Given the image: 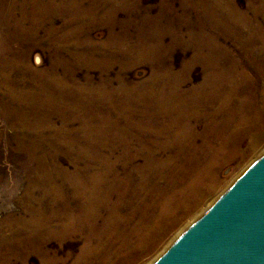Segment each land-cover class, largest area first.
Instances as JSON below:
<instances>
[{
	"label": "bare ground",
	"instance_id": "6f19581e",
	"mask_svg": "<svg viewBox=\"0 0 264 264\" xmlns=\"http://www.w3.org/2000/svg\"><path fill=\"white\" fill-rule=\"evenodd\" d=\"M19 1L0 0V123L5 124L0 141L32 157L38 150L51 148L57 155L65 148L72 170L38 164L35 180H40L41 194L35 205L27 202L30 186L22 199L27 216L8 215L0 222V264H27L31 255L41 264H54L57 252L48 244L76 236L82 242L74 264L89 255H98L102 264L112 258L116 264H136L205 198V187L217 184L220 167L239 155L243 137L255 146L264 136V105L256 108L248 74L252 70L264 77V0L248 2L250 17L230 0H182L188 9L200 8L214 30L231 37L240 56L207 37L203 25L202 30L191 27L192 58L178 74L169 63L141 84L118 76L115 88L105 77L112 65L107 52L87 58L83 51L90 39L80 37L100 23L112 29L114 9L100 22L96 3L84 9L83 0ZM165 8L173 15L172 7ZM221 12L225 19H217ZM65 14L70 19L55 27L53 16ZM83 17L86 28L76 24ZM187 19V13L180 20L168 18L163 29L159 16L150 30L139 28L134 39L124 32L120 36L134 42L131 47L110 30L102 50L116 49L120 63L130 57L129 68L157 64L159 54L186 47L177 38V26ZM45 24L49 27L41 40L38 32ZM60 31L65 34L53 40L48 69L32 67L31 50ZM166 35L172 36L167 48ZM15 42L21 51L14 49ZM59 56L67 64L72 58L75 66ZM194 64L200 65L201 82L183 90ZM82 68L105 76L95 86L89 76L80 83L76 73ZM114 242L117 249L104 251Z\"/></svg>",
	"mask_w": 264,
	"mask_h": 264
},
{
	"label": "rangeland",
	"instance_id": "374dc122",
	"mask_svg": "<svg viewBox=\"0 0 264 264\" xmlns=\"http://www.w3.org/2000/svg\"><path fill=\"white\" fill-rule=\"evenodd\" d=\"M16 1L20 2L19 0ZM164 1L165 0H117L116 3H113L112 0H83L80 7L84 9L90 7L92 3L98 4L95 15H97L96 19L98 18V21L100 22L101 19H104L107 16L110 17L109 12L111 11V9H114V26H112V29L100 23V25L98 24V26L95 28L86 29L84 33L80 35L82 40L87 36H89L90 39L91 45L89 46H91L92 52L90 51L89 46L83 51L86 53L87 58L93 60L99 59V52H107L106 59L109 63H112V65L108 69L106 76L102 73L101 70H90L82 68L76 73V78L78 79V81L80 83H84L85 77L89 76L92 80V85L95 86L100 81L99 78L102 74L110 80V83L113 87L116 86L115 82L116 77L118 76H121L126 82L141 84L148 80L155 68H159L160 66L161 68H163L166 64L169 63L172 67V71L178 74L182 70L183 63L188 62L192 58L193 47L188 45L193 37V33H191V27H197L195 30H202L201 25H203V32L207 37H210L212 40L214 39L218 44L224 46L230 54L236 57L240 56V49L235 46L231 37H225L224 33L220 32L219 30H214L208 22L207 16L201 12L200 8H197L198 10L194 8L188 9L184 7L182 0H168L166 4H164ZM230 1L237 10L247 13L248 17H250L251 14L247 9L248 2L256 4L257 0ZM164 5L165 7H172L173 15L167 14ZM186 13L188 17L186 24L180 26L179 22V26H177L178 36L176 34L179 41L186 47L178 45L173 50L171 49L167 51L165 54H159L162 58L160 57V61L158 60L159 62H157V64L142 63L129 68V66L127 65H130L129 62L132 61L130 57H126L124 59L123 55H121L124 61H121L120 63V60H118L121 58L120 53L116 51V49L107 48L105 50H102V42L106 41L110 30H113V33L117 34L119 38H123V42L126 46L131 47L134 42L132 43V41H128L127 38L120 36L124 32L128 34L130 38L134 39L138 35L139 28L142 27L145 30H150L152 28V25L156 24V19L159 16L162 17V20L159 22V26H162L161 28L166 29L168 18H172V20L175 21L180 20V18H184ZM225 14V12H221L217 19H225ZM69 19L70 14H65L63 16H53L54 26L60 28V26ZM84 19V17L83 19L80 18V20L76 24L81 25L84 28L88 27L85 24L87 18L85 20ZM73 26L75 27L76 25ZM48 27L49 26L45 24L41 29H39L38 34L41 40L44 39V34ZM1 33L2 30L0 29V35ZM63 34L65 33L63 31H60L52 38L45 39L43 41L42 48L35 47L31 50L29 62L32 67L34 66L42 70L48 69L49 63L53 57L52 50L55 45L53 40ZM171 42L172 36L166 35L163 40L164 46H166L167 48L168 46H170ZM13 47L14 49L18 48L19 51H21L23 48L22 45L16 42L13 43ZM94 47L96 50L94 49ZM83 48L84 47L81 45V49ZM91 54L92 58L90 56ZM60 59L68 67L69 65H72V63L73 65L71 66V68L75 66L74 60H72V58L71 60H68L69 65L63 57H60ZM124 64L126 65L122 66ZM248 74L250 83L252 84L254 104L256 108H260L264 105V77L260 78V76H257V74L252 70L248 71ZM190 75V80L186 83V85L182 87L183 90L189 89L193 85H197L201 82L202 72L199 64H194ZM107 109L108 111H110L109 107ZM222 118L220 119V121L222 120ZM54 121L58 122L56 119ZM4 126V123H0V130L2 129L4 131ZM200 129L201 128L199 127V130ZM217 129H219L218 125ZM45 137L49 138L50 134H45ZM223 137L225 136H222L221 138ZM200 143L201 142L198 141V144ZM238 150L239 155L233 157L228 163L223 164L220 167L217 176V184L215 186L205 187V189L208 190V192L205 193V198H203V200L196 207H194L190 214H188L186 217H181V221L178 223V225L169 229L165 233L163 239H161L159 244H157L155 249L150 250L136 264H155L171 247V245H173L176 240L187 229H189L235 183V181L243 173H245L255 162H257L264 155V136L255 146L249 142L248 136H244L240 142ZM119 152V149L116 150V154H119ZM43 153L44 155H42ZM52 154V149L46 148L45 151L38 150L32 157L26 152L16 151L13 144L6 146L2 141H0V222H2L8 215H13L16 217L27 216L24 213V206L26 205V203H23L22 199L27 193L30 186H32V191H30V197L28 198L27 202L35 205L36 198H39L41 194V189L38 185H36V182L38 183V181L40 182V180H35L37 179L36 169L38 168V164L43 165L45 163L50 167H53L54 164H58L63 170L67 172H70L72 170V165L69 162L72 159V156L71 154H68L66 152L65 148H63L57 155ZM40 158H42L43 160H40ZM38 160L42 162L39 163ZM205 160H207V155L205 157ZM135 163L141 164V161L136 160ZM179 182L176 183V186L180 185ZM212 187L213 190L211 191ZM148 200L150 199H147L146 201ZM148 203L150 202L148 201ZM152 210L155 211V209ZM140 214L141 213L139 211L136 212L133 220L134 222L140 218ZM81 242L82 238L79 236L72 237L70 240H66L60 243V245L57 242H50L47 247L52 251L57 252V260L54 264H74L79 255ZM93 244L95 245V242H92V246H94ZM58 247L60 249H58ZM108 247L109 249L106 248L104 249V251H114L118 247V242L111 243L110 245H108ZM127 250L128 249L120 251L119 258L123 257V255L126 254ZM89 256L84 262H81L80 264H102L98 255ZM39 260L40 259L38 258V256L31 255L27 260V264H41ZM109 263L116 264L115 259L112 258L107 262V264Z\"/></svg>",
	"mask_w": 264,
	"mask_h": 264
},
{
	"label": "water",
	"instance_id": "95a60500",
	"mask_svg": "<svg viewBox=\"0 0 264 264\" xmlns=\"http://www.w3.org/2000/svg\"><path fill=\"white\" fill-rule=\"evenodd\" d=\"M155 264H264V155Z\"/></svg>",
	"mask_w": 264,
	"mask_h": 264
}]
</instances>
